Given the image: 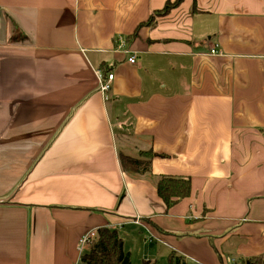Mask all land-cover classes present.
Returning <instances> with one entry per match:
<instances>
[{
    "label": "crops",
    "instance_id": "0c3cea01",
    "mask_svg": "<svg viewBox=\"0 0 264 264\" xmlns=\"http://www.w3.org/2000/svg\"><path fill=\"white\" fill-rule=\"evenodd\" d=\"M167 1L0 0V264H83L103 226L131 260L264 256V0L143 24ZM149 150V171L123 169ZM163 175L190 194L167 206Z\"/></svg>",
    "mask_w": 264,
    "mask_h": 264
},
{
    "label": "trees",
    "instance_id": "16d2710c",
    "mask_svg": "<svg viewBox=\"0 0 264 264\" xmlns=\"http://www.w3.org/2000/svg\"><path fill=\"white\" fill-rule=\"evenodd\" d=\"M184 0H168L162 9L154 12L143 24L152 25L157 16H164L172 9L180 6ZM154 153L140 151L138 157L130 156L120 152L122 167L127 172L139 173L149 171ZM157 192L167 206L176 200L188 196L191 192V182L189 178L163 175L157 183ZM257 260L264 264V256L250 260V264H255ZM81 261L85 264H132L129 251L124 249V242L119 232L115 228L107 226L97 229V237L90 245L89 251L81 255ZM143 264H159L151 260H143Z\"/></svg>",
    "mask_w": 264,
    "mask_h": 264
},
{
    "label": "built area",
    "instance_id": "2783aa9c",
    "mask_svg": "<svg viewBox=\"0 0 264 264\" xmlns=\"http://www.w3.org/2000/svg\"><path fill=\"white\" fill-rule=\"evenodd\" d=\"M217 50L216 48H212L211 49V53H216ZM129 61L132 63L136 62V55H132L129 58ZM97 75L99 77L100 80V90L107 95L108 91L111 89L112 87V82L114 79V73L109 72L107 73V75H104V73L99 69L97 71ZM97 237V230H90L86 233H84L80 239H79V245H78V249L80 252H83L85 247H90V245L95 241Z\"/></svg>",
    "mask_w": 264,
    "mask_h": 264
},
{
    "label": "rangeland",
    "instance_id": "374dc122",
    "mask_svg": "<svg viewBox=\"0 0 264 264\" xmlns=\"http://www.w3.org/2000/svg\"><path fill=\"white\" fill-rule=\"evenodd\" d=\"M130 248L129 245L126 246V250H128ZM134 254L132 255V264H143V259L140 257V252H141V248L140 247H136L134 246ZM89 251V247H85L84 249V253L88 252ZM83 263V262H82ZM159 264H168V261L165 259V260H162L160 262H158ZM85 264V263H83Z\"/></svg>",
    "mask_w": 264,
    "mask_h": 264
}]
</instances>
